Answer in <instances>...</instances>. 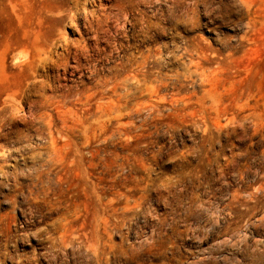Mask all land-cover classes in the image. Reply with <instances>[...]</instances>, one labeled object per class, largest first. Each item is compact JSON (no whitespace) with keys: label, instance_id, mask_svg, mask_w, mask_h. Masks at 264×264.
<instances>
[{"label":"rangeland","instance_id":"rangeland-1","mask_svg":"<svg viewBox=\"0 0 264 264\" xmlns=\"http://www.w3.org/2000/svg\"><path fill=\"white\" fill-rule=\"evenodd\" d=\"M0 264H264V0H0Z\"/></svg>","mask_w":264,"mask_h":264},{"label":"bare ground","instance_id":"bare-ground-1","mask_svg":"<svg viewBox=\"0 0 264 264\" xmlns=\"http://www.w3.org/2000/svg\"><path fill=\"white\" fill-rule=\"evenodd\" d=\"M123 24H124V23H123ZM140 80H141V79L138 78V81H140ZM62 95H63V94H62ZM11 110H12V109H11ZM46 113H47V112H46ZM56 150H57V149H56ZM56 150H55V151H56ZM55 151H54V152H55ZM55 155H56V154H55ZM59 159H60V158H59ZM62 160H63V158H62ZM60 238H61V237H60ZM60 240H62V239H60ZM58 242H61V241H58Z\"/></svg>","mask_w":264,"mask_h":264}]
</instances>
